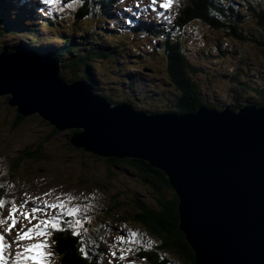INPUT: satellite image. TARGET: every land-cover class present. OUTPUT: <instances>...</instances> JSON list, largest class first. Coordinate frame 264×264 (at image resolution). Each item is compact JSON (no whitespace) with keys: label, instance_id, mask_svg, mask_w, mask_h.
<instances>
[{"label":"rangeland","instance_id":"obj_1","mask_svg":"<svg viewBox=\"0 0 264 264\" xmlns=\"http://www.w3.org/2000/svg\"><path fill=\"white\" fill-rule=\"evenodd\" d=\"M105 1H107L105 9L108 16L113 8L112 11L116 10V12L126 6L134 10L131 12L127 9L120 19L113 17L111 21L105 22L96 19L95 16L76 19L74 15L83 0H60L58 7L48 4L46 9H49L53 16L56 12L59 13V17L64 18L60 21L64 28L55 31L71 35L70 47H74L76 43L78 46L76 53H74L75 48L69 54L63 49V55L60 56L61 64L75 66L73 64L75 57L72 54L78 56L80 50L82 52L86 49L92 55L87 65L82 62L76 67L77 69L62 67L59 74L68 82L78 79L86 81L88 78L94 85L92 88L95 87L93 92L112 104L130 100L135 110L154 113L176 110L177 97H169L168 94L173 90L166 74L167 62L161 41L163 33L151 35L131 32V29L123 28L126 27L123 21L130 24V18L138 22L141 30L148 24L158 25L161 12L152 11L150 0ZM117 1L118 5H116ZM233 3L239 9L242 32L264 40V25H259L257 19L246 11L250 5L264 9V0H233ZM69 4L73 6L67 7ZM7 11L29 21L35 30L39 29L37 35L35 34V39L37 38L39 42L37 48L41 47L42 42L47 43L51 48L59 47L61 41L55 42L49 39L54 29L45 26L43 30L42 24L38 23L39 18L31 20L20 12L21 10ZM47 14L49 13H44L41 17L51 19L52 16ZM106 15L102 13L100 18L103 19L107 17ZM48 20L46 24L49 23ZM42 30L43 32L40 33ZM1 31L0 29V51L5 47L13 46L9 32ZM16 36L20 34L17 33ZM177 38L180 45L184 43L188 61L196 68L193 75L205 105L221 110L227 106L234 109L233 104L236 103L241 104V107L251 103L258 105L264 103L262 98L264 47L247 39L228 37L226 30L215 29L200 21L190 22L184 28L183 34ZM22 39L26 41L27 38ZM27 41L29 46L33 47L31 44L33 41ZM108 46H117L114 54L107 58H98L96 54L99 48ZM79 58H82L81 55ZM16 116L15 108L7 104V97L1 96L0 196L2 199L0 201H4L5 206L0 208V217H3L5 222L0 225V233L7 237L9 245L2 264H7L11 258L16 260V254L28 245L26 240L16 238L17 233L25 228L26 224L19 213L30 212L33 207L43 209L36 214L40 219L57 216V223L64 225L67 231L78 237L79 248H82L81 255L84 257L85 254L90 255L88 240L92 247L90 264H144L143 260L133 254L138 250L137 248L146 250L158 248L157 254L167 257L169 264H182L171 252L163 253L159 249V240L149 234L139 221H133L130 217H120L124 210L133 212L128 198L134 201L140 198L139 200L156 207L154 203L156 196L150 184L144 181L145 178L138 171L122 163L107 164L106 158L104 160L83 148H77L68 141L72 136L71 130H56L54 125L38 117L36 113L25 117L17 127L12 128ZM37 148L42 152V158L36 160L20 158L15 167L13 166L19 155L28 151L34 152ZM163 193L170 195L167 190ZM112 194H118L119 199H117L123 200L121 205L123 208H110L113 205ZM53 203H62L63 207L56 209L47 207L48 204ZM13 204L17 205L16 219L19 225L9 232H3L11 222V218L7 216V209ZM21 204L23 208L19 207ZM69 209L74 210L72 215L66 214ZM32 223H37V220H33ZM100 229L103 232L102 239L96 235L88 239V234ZM51 236L33 237L28 241L29 244L46 243L45 248L32 253L34 255L45 253L43 264H57L48 250ZM120 237L124 239L121 240ZM130 252L132 254H129ZM122 253L123 259H121ZM39 263L41 264L40 260Z\"/></svg>","mask_w":264,"mask_h":264},{"label":"water","instance_id":"obj_2","mask_svg":"<svg viewBox=\"0 0 264 264\" xmlns=\"http://www.w3.org/2000/svg\"><path fill=\"white\" fill-rule=\"evenodd\" d=\"M3 53L0 97L18 115L76 127L68 141L77 148L141 159L165 174L197 264H264V105L151 114L112 104L87 81L62 80L39 57Z\"/></svg>","mask_w":264,"mask_h":264},{"label":"trees","instance_id":"obj_3","mask_svg":"<svg viewBox=\"0 0 264 264\" xmlns=\"http://www.w3.org/2000/svg\"><path fill=\"white\" fill-rule=\"evenodd\" d=\"M255 1V0H253ZM107 1L105 0H87L83 2V5L80 6L76 14L74 15L76 19L90 17H96L98 20H104L105 22L111 21L114 16L106 15L105 6L107 5ZM7 11L5 7L0 6V29L1 32H9L11 35V40L13 41V46L5 47V49L9 51H29V52H37L48 54L51 58L57 60L61 63L60 56L63 55V49L66 50V53L69 54L71 51L76 49L74 53L78 52L77 43L74 47H70V36L68 35H59L57 36L62 46L57 49H52L51 46L45 43H41V47L37 48L39 42L35 39V36L32 35V31L29 30L31 26L30 22L21 19L18 16H15L11 13H3V11ZM247 13L250 16L255 17L257 23L259 25H264V9H259L257 5H250L247 8ZM106 15L101 19V15ZM239 9L238 6H234L233 0H172L171 7H169L166 11V15L169 17V20L166 22L161 19L159 25H147L144 30L151 35H155L157 33H163L162 36V51L164 57H166V74L168 77V81L170 85H172L171 90L169 91V97L175 96L177 100L175 101L176 110H165V111H175L180 113H188L194 112L197 108L203 104L204 98L200 92L199 85L194 79V73L196 71L195 66H193L187 58V54L185 51V46L183 44H179V38L177 36H181L183 34L184 28L192 21H200L204 24H207L215 29H223L226 30V36H234L238 39H247L257 43L261 47H264V40H260L256 38L255 35H249L243 33V28H240L241 18L239 17ZM103 17V16H102ZM53 26H58L57 24H53ZM22 28V30L20 29ZM131 29V32L138 31V25L136 23H130L128 26ZM23 33H22V32ZM19 33L20 36H16ZM104 35V34H103ZM177 35V36H176ZM16 37V38H14ZM22 38H31L33 43V47H30L28 44V39L23 41ZM51 39V38H50ZM97 40V39H96ZM31 42V41H30ZM96 44H100L98 41H94ZM28 44V45H27ZM117 46H108L105 48H99L96 56L98 58L109 57L114 54V51ZM182 48V51H181ZM43 49V50H40ZM52 49V50H51ZM157 52L159 50L155 49ZM74 56V61L72 65H63L61 64V68L63 69L69 67L70 69H77L76 67L80 66L82 62H88L89 58L92 56L90 52L87 50H83L80 54L82 58H79V55ZM80 59V61L77 60ZM81 63V64H80ZM75 67V68H74ZM69 69V70H70ZM92 87L94 86L88 78H86ZM95 88V87H94ZM93 88V89H94ZM7 100H8V96ZM264 99V95H262ZM130 104V100L126 101ZM234 109L241 106V104L236 103L233 104ZM210 107V106H209ZM162 112V111H160ZM154 114V112H149ZM24 118L17 114L16 121L13 123L12 128L17 127ZM78 130H71L70 134L77 132ZM43 154L37 148L34 152H26L24 154L19 155L18 159L13 162V166L17 164L20 158L26 159H39L42 158ZM101 158V157H99ZM105 160V158H103ZM14 161V160H12ZM122 163L128 165L131 169L138 171L150 184L155 199L156 207L150 206L146 202H143L139 199L136 201L129 199V203L133 208V212H128L124 209L125 212L121 213V218L130 217L133 221H139L146 230L159 240V249L162 250L163 253L171 252L177 256L179 261L182 264H197L196 258L194 255V251L186 240L184 233L178 228V220H179V212L177 210L178 205V196L176 191L172 188V186L168 183L165 174L151 166L144 160L136 159V158H116L109 157L106 158V163ZM2 189V188H0ZM164 190H167L170 195H165L163 193ZM118 194L111 195V201L113 205L110 207H121L123 205V200H118ZM118 198V199H117ZM2 199V196H0ZM123 208V207H121ZM135 209V211H134ZM61 231H56L51 229V242L53 243L52 255L55 258V261L58 264H90L91 260V244L87 243L90 247L89 254H85V257L81 255L82 248H79L78 237L73 236L64 225H60ZM96 235L99 238H103L102 229L96 230L94 233L88 234L89 240L90 237L93 238ZM84 250L86 248H83ZM135 252H133L136 258H139L147 264H169V259L167 257H161V254H157L158 248L153 249H143L137 248ZM156 252V253H155ZM56 254V255H54ZM129 254H132L131 252Z\"/></svg>","mask_w":264,"mask_h":264},{"label":"snow or ice","instance_id":"obj_4","mask_svg":"<svg viewBox=\"0 0 264 264\" xmlns=\"http://www.w3.org/2000/svg\"><path fill=\"white\" fill-rule=\"evenodd\" d=\"M46 4H49L53 7H58L60 5V0H45ZM153 4L157 3V0H152ZM172 0H162L160 2L161 8H169L171 7ZM73 5L69 4L67 7H72ZM5 204L4 201H0V208H4ZM20 208H23V204L19 205ZM47 207L56 209V208H62V203H53L48 204ZM43 209L33 207L31 208V211H24L22 213H19L23 220L26 222L25 228L21 229L17 233V239L18 240H31L33 237H43V236H50L52 233L50 229H54L56 231H61L59 224L57 223L58 217L55 215L52 216H46L43 219H40L36 214L39 212H42ZM74 210L69 209L67 210V215H72ZM16 213H17V205L13 204L10 209H7V216L11 218V222L7 224V227L3 229V232H9L13 228L18 227L19 221L16 219ZM37 220V223L33 224L32 221ZM5 220L3 217H0V225L4 224ZM75 234V233H74ZM4 235L0 233V261L4 260L3 256V248L4 245ZM121 240H123V237H120ZM47 245L46 243H37V244H29L27 245L23 252L16 254V264H20L21 260H40L41 264H43V258L45 256V253L40 252L39 255H34L32 253L39 251L40 249L45 248ZM115 253H113L114 255ZM123 253L121 254V259H123Z\"/></svg>","mask_w":264,"mask_h":264},{"label":"bare ground","instance_id":"obj_5","mask_svg":"<svg viewBox=\"0 0 264 264\" xmlns=\"http://www.w3.org/2000/svg\"><path fill=\"white\" fill-rule=\"evenodd\" d=\"M17 3H19V4L16 7H14V8L20 9L21 11H25V12L26 11L27 12L28 11L41 12L40 10L44 8L42 4H39V3H36V2H31L29 0H22V1L21 0H17ZM20 4H22V5H20ZM0 6L1 7H7L8 8L10 6V4L4 3V2H0ZM27 6H32V8H29ZM9 9L11 10V8H9ZM44 13H49V9H46L45 8ZM29 26H31V24ZM138 32L139 33L141 32V27H139ZM27 39L28 40H32L31 38H27ZM42 43H44V42H42ZM45 44H47V43H45ZM40 50H43V49H40ZM2 51L3 52L6 51V52L3 53ZM0 53L7 54V55H10V56L16 57V58L21 59L23 61H25V60H31V57H32V59H34L35 57H39L42 61H44V63L46 65L49 66V64L50 65L53 64V66L56 67L57 69H59V71L62 69L60 62H58L57 60L51 58L48 54H44L43 52L39 54L37 52H29V51H14L13 52V51H9L7 49H3V50L0 51ZM62 80H64V79H62ZM64 81H66V80H64ZM120 103H123V102H120ZM116 104H117V102H116ZM138 111H143V110H138ZM64 130H77V129H76V127H73V129L72 128H67V129H64ZM48 249H49V251L51 253H52V251L55 253V251L53 250V243L52 242L50 243ZM54 255H56V254H54Z\"/></svg>","mask_w":264,"mask_h":264},{"label":"clouds","instance_id":"obj_6","mask_svg":"<svg viewBox=\"0 0 264 264\" xmlns=\"http://www.w3.org/2000/svg\"><path fill=\"white\" fill-rule=\"evenodd\" d=\"M246 104H247V103H246ZM202 105L207 106V105H205V101L203 102ZM202 105H200V106H202ZM262 105H264V103H263ZM131 106H132V105H131ZM200 106H199V107H200ZM199 107H198V108H199ZM207 107H208V108H211V107H209V106H207ZM240 107H241V106H239L238 108H240ZM231 108H232V107H231ZM238 108H236V109H238ZM212 109H215V108L212 107ZM232 109H233V108H232ZM236 109H235V110H236ZM217 110H218V109H217ZM162 112L165 113V112H167V111H162ZM168 112H173V111H168ZM174 112H175V111H174ZM148 113H149V112H148ZM159 113H160V112H159Z\"/></svg>","mask_w":264,"mask_h":264}]
</instances>
